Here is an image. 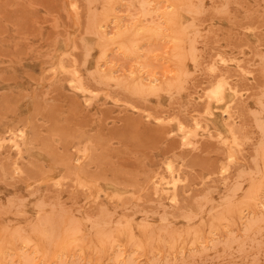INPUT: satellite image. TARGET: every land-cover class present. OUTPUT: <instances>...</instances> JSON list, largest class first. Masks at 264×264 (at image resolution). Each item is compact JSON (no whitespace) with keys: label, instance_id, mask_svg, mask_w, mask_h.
<instances>
[{"label":"rangeland","instance_id":"obj_1","mask_svg":"<svg viewBox=\"0 0 264 264\" xmlns=\"http://www.w3.org/2000/svg\"><path fill=\"white\" fill-rule=\"evenodd\" d=\"M0 264H264V0H0Z\"/></svg>","mask_w":264,"mask_h":264},{"label":"bare ground","instance_id":"obj_2","mask_svg":"<svg viewBox=\"0 0 264 264\" xmlns=\"http://www.w3.org/2000/svg\"><path fill=\"white\" fill-rule=\"evenodd\" d=\"M177 4H179V3H177ZM185 4H186V3H184L183 5H185ZM180 6H182V4L179 5V6H175L176 8H175V7H171V8H175V9H177V8L180 7ZM188 7H189V5H188ZM168 8H170V7H168ZM106 9H107V8H106ZM166 9H167V8H166ZM175 9H173V10H175ZM181 9H183V8H181ZM181 9H180V10H181ZM104 10H105V9H104ZM109 10H110V9H109ZM173 10H171V11H173ZM106 11H107V10H105V11H103V12H106ZM164 11H165V10H164ZM166 11H167V10H166ZM168 11H170V9H169ZM177 12H179V10H178ZM177 12H176V13H177ZM177 15H178V14H177ZM102 16H103V15H102ZM99 17H100V16H99ZM99 17H98V18H99ZM98 18H97V19H98ZM99 19L101 20V18H99ZM176 19H177V18H176ZM178 19H179V18H178ZM105 20H108L107 17H105ZM96 21H97V20H96ZM168 21H169V20H168ZM176 21H177V20H176ZM99 22H100V21H99ZM100 24H101V23H100ZM93 25H94V24H93ZM96 25H97L96 28H98V27H99L98 24H96ZM168 25H170V24H168ZM173 25L175 26V24H173ZM177 26H178V25H177ZM177 26H175V28H176ZM173 28H174V27H173ZM140 33H141V32H140ZM123 34H124V33H123ZM121 35H122V34H121ZM137 35H138V33H137ZM123 36H124V35H123ZM120 37H121V36H120ZM125 37H126V36H125ZM121 38H122V37H121ZM107 40H108V39H107ZM104 41H105V40H104ZM176 56H177V58L179 57L178 55H176ZM177 61H178V60H177ZM141 83H142V82H141ZM142 84H143V83H142ZM140 85H141V84H140ZM142 86H143V85H142ZM152 86H153V85H152ZM140 87H141V86H140ZM139 89H140V88H139ZM218 89H219V88H218ZM213 91H214V90H213ZM213 91H212V92H213ZM216 96H217V95H216ZM218 96H219V95H218ZM218 96H217V97H218ZM214 97H215V95H214ZM215 99H216V98H215ZM216 100L221 101V98H218V99H216ZM222 100H223V99H222ZM220 104H221V103H220ZM249 200H250V199H249ZM249 200H248V201H249ZM252 200H254V199H252ZM253 202H254V201H253ZM245 206H248V207H249L248 204H246ZM196 237H197V236H196ZM196 237H195V238H196ZM195 238H193V239H195ZM113 240H116V239H112V241H113ZM196 240H197V238H196ZM194 242H195V241H194ZM107 243H109V242H107ZM112 243L115 245V242H114V241H113ZM117 243H118V242H117ZM109 245H111V244H109ZM112 247H113V246H112ZM110 248H111V247H110Z\"/></svg>","mask_w":264,"mask_h":264}]
</instances>
